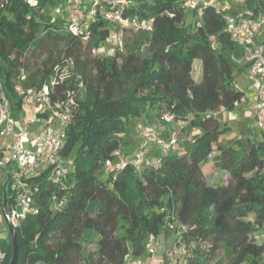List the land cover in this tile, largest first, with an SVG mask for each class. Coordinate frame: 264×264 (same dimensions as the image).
Here are the masks:
<instances>
[{
  "label": "trees",
  "instance_id": "trees-1",
  "mask_svg": "<svg viewBox=\"0 0 264 264\" xmlns=\"http://www.w3.org/2000/svg\"><path fill=\"white\" fill-rule=\"evenodd\" d=\"M129 1L123 16L150 17L152 29H122L125 53L105 54L92 49L119 28L97 12L74 34L66 19L41 16L21 0L0 5V81L12 109L24 103L14 88L20 69L26 85L47 83L51 98L73 109L62 149L71 165L61 182L44 174L34 181L37 211L14 227L15 264H125L144 256L148 238L170 220L181 226L176 247L183 246L174 264H207L219 249L232 254L230 264H264V130L258 140L224 143L227 127L214 114L245 95L228 57L243 56L225 31L229 15L214 2L190 9L187 0ZM187 8L196 15L189 22ZM258 13L264 0H242L230 15ZM165 112L191 116L200 132L189 146L165 155L157 170L126 165L100 179L115 149L128 152L122 134L129 119ZM210 165L228 171L226 185L207 181ZM87 232L96 236L92 250ZM0 249V264H9L10 233L0 236Z\"/></svg>",
  "mask_w": 264,
  "mask_h": 264
},
{
  "label": "built area",
  "instance_id": "built-area-1",
  "mask_svg": "<svg viewBox=\"0 0 264 264\" xmlns=\"http://www.w3.org/2000/svg\"><path fill=\"white\" fill-rule=\"evenodd\" d=\"M8 0H0V5ZM35 6L39 0H21ZM200 0H187V6L195 9ZM89 2V4H86ZM212 3L211 1H203ZM130 3L129 0H68L66 8L62 11L68 21L69 30L82 33L88 28L89 19L97 12L105 20L116 24L119 32L113 34L115 46L122 49L124 46L122 29L134 31L151 30L152 18L123 16V8ZM89 6V9L87 7ZM224 7L221 10L224 11ZM200 11V8H198ZM225 31L230 39L245 50L244 59L248 62L247 73L251 79H259L255 85V94L251 103V114L256 125L264 130V53L263 45L256 44L255 38L264 27V14L256 15H229L226 16ZM96 54V48L92 49ZM67 69H63L61 77H67ZM27 74L20 69L14 88L19 96L24 98V103L17 108L19 116H15L11 103L1 88L0 81V136L4 139L10 137L7 148L0 149V197L3 204L9 208L8 220L13 227L17 226L29 213L37 211L33 194L37 190L34 181L43 174L53 182H61L68 171L71 160L62 155L66 142L67 129L73 115V109L68 100H53L51 88L47 83L41 86L26 85ZM244 98V97H243ZM241 99V101L243 100ZM238 103L235 102V106ZM27 109V113L24 111ZM218 111H224L220 108ZM21 112V113H20ZM162 119L176 120L174 115L165 112ZM181 131L183 123L178 120ZM58 122L59 125H54ZM138 142L135 152H126L118 147L112 152L111 158L104 160V167L109 172L115 173L126 165H131L135 170L144 168L157 170L161 167L164 156L180 151L177 132H169L166 136L158 135L156 126L152 129H143L138 133ZM154 143L160 150L156 153L151 149ZM70 163L68 166L67 163ZM13 200L9 202L7 192ZM2 204L0 205L2 207ZM157 238L149 237L146 245V255L151 261L137 257L126 261L125 264H153V257L157 246ZM183 250V246L180 247ZM4 253L0 249V259ZM156 264H166L159 260Z\"/></svg>",
  "mask_w": 264,
  "mask_h": 264
},
{
  "label": "rangeland",
  "instance_id": "rangeland-1",
  "mask_svg": "<svg viewBox=\"0 0 264 264\" xmlns=\"http://www.w3.org/2000/svg\"><path fill=\"white\" fill-rule=\"evenodd\" d=\"M68 0H46L44 5L41 7H37V5L32 6L34 10H38L39 15L45 16L51 19H56L58 17H64L63 10L67 6ZM200 1H211L214 2L217 6L224 7V14L230 15L233 10L238 9L242 0H200ZM86 4H89L87 2ZM196 18V15L192 13L190 9H186L185 14V22H189L190 20ZM257 40L264 47V27L260 30L258 35L256 36ZM115 41L113 35H111L107 40H105L100 47L96 48V53H111L114 49ZM123 53H125V46L122 49H119ZM245 50L243 49V56L237 57L233 54H228L229 59L231 60L232 65V74L235 77L236 86L242 88L247 94L245 97H250L252 95V90L258 82L259 79H251L248 76V73L244 66V56ZM264 53V48H263ZM200 63L199 60H195V65L193 69V77L197 78V74H200L199 70L196 67V64ZM27 113V109L24 111ZM20 112V113H21ZM13 113L15 116H19L18 110L13 108ZM222 122L224 126H226V131L221 135V140L224 143H232L235 139L245 135L249 136L253 140H258L260 138L261 129L256 125L254 120L251 118L249 114L248 101L246 103L240 104V107L233 108L231 110L217 111L214 113ZM191 116H187V121L183 123L184 129L181 131L180 123L178 120L166 121L162 119V117H155L152 115H142L139 117L130 118L125 127V132L122 134L123 140L128 143L127 149L128 152L134 153V144L138 142V133L143 129H152L156 126V132L158 135L166 136L169 132H177L179 145L178 149L182 150L183 147L189 146V143L195 135L200 132V129L196 127L194 124L190 122ZM54 125H59L58 122L54 123ZM166 134V135H165ZM10 137L4 139L3 136H0V149H5L9 145ZM191 146V145H190ZM151 149L160 153V150L156 147L154 143L151 144ZM69 166L70 163L68 162ZM109 170L105 167H102L98 171V176L100 179L104 180L108 176ZM206 179L212 185H226L229 181V173L226 170H221L213 165L206 167L205 169ZM9 208L6 207L5 214L8 215ZM181 226L178 225L174 220H170L167 222L164 231L158 235L157 238V246L155 249L156 260L153 259V264H156L159 260L167 262L166 264H174L177 256H179L183 250L177 248V241L179 239L178 234L180 232ZM9 233L8 228L5 224L4 215L0 209V236ZM86 237L90 238V241H87V249H94L95 243V234L93 232H87ZM83 243V241H82ZM147 244V242H146ZM153 257V258H154ZM149 258V256L147 257ZM233 256L231 253L223 249H219L216 255L207 263V264H230ZM181 261V259L179 260Z\"/></svg>",
  "mask_w": 264,
  "mask_h": 264
},
{
  "label": "water",
  "instance_id": "water-1",
  "mask_svg": "<svg viewBox=\"0 0 264 264\" xmlns=\"http://www.w3.org/2000/svg\"><path fill=\"white\" fill-rule=\"evenodd\" d=\"M7 205H6V199H4L2 207H1V211L4 215L5 218V224L9 230V233L11 235V239H12V245H13V254H12V259L10 261L9 264H15L16 260H17V252H16V239H15V229L14 227L11 225V223L8 220V215L5 214V209H6Z\"/></svg>",
  "mask_w": 264,
  "mask_h": 264
},
{
  "label": "crops",
  "instance_id": "crops-1",
  "mask_svg": "<svg viewBox=\"0 0 264 264\" xmlns=\"http://www.w3.org/2000/svg\"><path fill=\"white\" fill-rule=\"evenodd\" d=\"M255 43L256 44H261L260 42H259V40H257V38H255ZM245 54V53H244ZM246 60L244 59V62H245ZM246 71H247V69H246ZM240 89H242V88H240ZM243 90V89H242ZM251 90H252V95L250 96V97H245V95L247 94V92H245L244 90V93H245V95H244V98H243V100L242 101H240L239 102V104L236 106V108H238V107H240V104H243V103H246L247 101H248V108H249V114L251 115V118L253 119V117H252V114H251V103H252V101H253V98H254V94H255V86L253 87V88H251ZM166 135V134H165ZM137 144V143H136ZM136 144H134V148H135V146H136ZM147 262H149V261H151V259H150V257L149 258H147L148 257V255H144V256H142ZM156 257L157 256H155L154 258H152V259H154V260H156Z\"/></svg>",
  "mask_w": 264,
  "mask_h": 264
}]
</instances>
